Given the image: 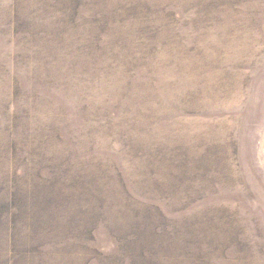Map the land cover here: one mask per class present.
<instances>
[{
	"label": "rangeland",
	"instance_id": "374dc122",
	"mask_svg": "<svg viewBox=\"0 0 264 264\" xmlns=\"http://www.w3.org/2000/svg\"><path fill=\"white\" fill-rule=\"evenodd\" d=\"M0 264H264V0H0Z\"/></svg>",
	"mask_w": 264,
	"mask_h": 264
}]
</instances>
